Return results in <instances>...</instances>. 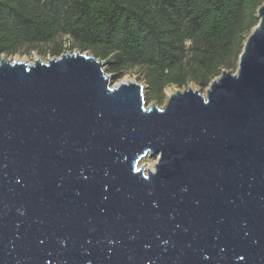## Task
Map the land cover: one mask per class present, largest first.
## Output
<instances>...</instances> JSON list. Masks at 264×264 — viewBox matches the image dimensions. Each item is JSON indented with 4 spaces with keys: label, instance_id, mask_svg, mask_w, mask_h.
<instances>
[{
    "label": "water",
    "instance_id": "1",
    "mask_svg": "<svg viewBox=\"0 0 264 264\" xmlns=\"http://www.w3.org/2000/svg\"><path fill=\"white\" fill-rule=\"evenodd\" d=\"M258 17L236 72L163 106L88 51L3 54L0 264H264Z\"/></svg>",
    "mask_w": 264,
    "mask_h": 264
},
{
    "label": "trees",
    "instance_id": "2",
    "mask_svg": "<svg viewBox=\"0 0 264 264\" xmlns=\"http://www.w3.org/2000/svg\"><path fill=\"white\" fill-rule=\"evenodd\" d=\"M264 0H0V59L64 41L123 76L141 68L149 99L171 86L208 87L236 68Z\"/></svg>",
    "mask_w": 264,
    "mask_h": 264
},
{
    "label": "rangeland",
    "instance_id": "3",
    "mask_svg": "<svg viewBox=\"0 0 264 264\" xmlns=\"http://www.w3.org/2000/svg\"><path fill=\"white\" fill-rule=\"evenodd\" d=\"M52 47H53L52 44H42V45H39L35 48L24 46L23 48H20V50L16 53L5 54V55L7 57H10V58L17 60V61H20V62L26 61V62L33 63L38 59L43 60V61H47L50 58L57 57V56H54L50 53V50L52 49ZM63 47H64V53L69 52V51H76V50L78 51L79 50L77 48V46H75L72 42H69L68 39H66L64 41ZM88 52L91 53L90 51H88ZM103 60L106 62L105 59H103ZM105 68L107 70V73H110L113 75L112 76L113 86H117V85L121 84L122 82H140L141 84H143L144 85V94H145L148 106L153 104V103H155L159 106H163L165 104V102L167 101L169 95L173 91L178 90V89H183L187 86H192L195 89L200 90L202 94L206 95L207 87H202L195 82H190V84L185 86V87H178L176 85H171V86L167 87L158 98L151 100V99H149L150 98L149 97L150 96L149 95V88H148L146 79L143 76L141 68L132 69L129 72L125 73L123 76H121L120 72L119 73L110 72L109 65L107 63H106ZM237 68H238V66L236 68H231V69L233 72H236ZM155 163H156V159H145L142 161V165H144V167H146V169H148L147 165L149 166L150 164H153L155 167Z\"/></svg>",
    "mask_w": 264,
    "mask_h": 264
},
{
    "label": "bare ground",
    "instance_id": "4",
    "mask_svg": "<svg viewBox=\"0 0 264 264\" xmlns=\"http://www.w3.org/2000/svg\"><path fill=\"white\" fill-rule=\"evenodd\" d=\"M147 170H149V169H152V168H154V165L153 164H150L149 166L147 165Z\"/></svg>",
    "mask_w": 264,
    "mask_h": 264
}]
</instances>
